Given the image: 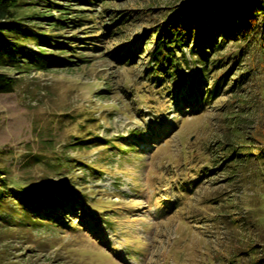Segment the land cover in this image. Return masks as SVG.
<instances>
[{
  "label": "rangeland",
  "instance_id": "obj_1",
  "mask_svg": "<svg viewBox=\"0 0 264 264\" xmlns=\"http://www.w3.org/2000/svg\"><path fill=\"white\" fill-rule=\"evenodd\" d=\"M90 1L53 0L66 7L59 28L46 17L59 15L57 5L39 2L26 25L58 47L27 45L46 50L44 67L0 68L17 79L13 92L0 93V173L8 189L74 195L62 202L67 208L57 206L61 220L28 207L38 225L3 226L0 264H236L235 257L241 264L251 246L264 264V182L255 178L264 166L260 35L212 54L223 56V69L235 68L228 85L248 74L235 91L192 106L183 95L188 79L205 88L220 71L204 78L188 46L180 85L168 75L161 89L147 76L153 31L189 0ZM11 200L2 215L15 210L19 219L23 207ZM82 207L100 219L97 226L81 218Z\"/></svg>",
  "mask_w": 264,
  "mask_h": 264
},
{
  "label": "trees",
  "instance_id": "obj_2",
  "mask_svg": "<svg viewBox=\"0 0 264 264\" xmlns=\"http://www.w3.org/2000/svg\"><path fill=\"white\" fill-rule=\"evenodd\" d=\"M39 2L56 4L59 8V15L55 17L46 16L51 21L49 27L59 28L61 25L66 24L65 20L67 18L64 17L67 14L65 11L66 7L53 2V0H39L37 2L34 0H0V68L8 67L23 72L31 69L32 66L37 68L44 67L45 62L40 58V55H46V50L41 48L37 52L27 45L29 43L40 46L51 44L55 48L58 47L56 39L46 37L42 32L26 25L28 19L35 18L36 14L40 12L39 9L35 8ZM88 2L92 4L90 0ZM44 11L50 10L44 9ZM135 13L138 14L141 11ZM127 18H131V15L129 14ZM127 18L124 17L123 20H127ZM255 33L260 35V38L255 40L258 43L255 67L258 65L264 67V0H189L184 7L172 13L163 21L162 25L153 31L152 34H156V38L154 48L149 52L152 68L147 76L153 82L157 81L156 83L161 89H164L162 82L166 83L168 75L172 78L174 85H180L186 79L182 66L188 64L189 60L183 52V48L188 46L192 56L191 60L201 66V74L204 78H211L210 75L213 74L212 68L214 70L219 69L220 72L217 73L216 78L207 83L205 88H200L202 80L194 77L189 78L187 81L188 89L183 92V95H187V102H190L192 106L201 104L202 100L215 99L224 90L235 91L239 87L238 85L242 83V78L248 74V71L244 75L240 74L238 78L235 77L232 84L228 85V80H230L235 68L228 65V67L225 66L223 69L222 66L228 64L223 61V56L219 54L217 57H211L212 54L228 47L227 43L229 41L248 40ZM144 42L142 41L140 45ZM242 45L244 46V42ZM127 58L129 57L124 60ZM68 62L72 63L73 61ZM242 68L243 66H240L237 70ZM159 76L161 77L159 78ZM16 84L17 79L15 77L8 72L0 71V93L13 92ZM164 86L168 85L165 84ZM226 86L227 88H225ZM198 89L201 91L200 93H198ZM240 132H242V129H240ZM255 138L258 137L256 136ZM244 145L247 146L248 144L245 142ZM229 152L233 154L235 149ZM257 153L259 154L258 160L264 163V156L262 157L264 148L259 149ZM204 174V171H202L200 176ZM255 178L259 182H264V166L259 169ZM191 182H193L192 185L195 184L196 179H192ZM7 184L8 180L3 176V173H0V226H2L0 227V234H2L6 225L8 226L6 229L9 228L14 231H18V228L23 225H38V219H29L30 215L25 212L28 207L31 209V213L36 216L43 213L46 217L52 218V220H61V217L57 215L56 210L59 208L57 206L63 209L67 208L68 206H63L62 202L74 198L73 194L61 192V190H59L61 196H57L55 190L48 188L32 187L27 189L21 187L12 191L8 189ZM184 188L185 192L190 191V188ZM11 194L15 196V200L18 202L11 200L10 204H17L18 207H23L22 212L17 215L19 219L13 217L14 213H16L15 210L11 214L6 213L5 215H2L1 212L6 198L10 197ZM259 195L264 200V193ZM182 196L179 193L177 199L183 201ZM70 204L72 206L73 203ZM70 209H73L74 212L75 206ZM81 218L85 222H88L87 220L93 222L94 227L100 221L95 214L93 216L88 215V211L83 209V207L81 209ZM255 249H257L255 246L250 247L247 253L250 258L241 264L260 263L258 260L259 251ZM235 260H237L236 264H239V258L235 257ZM0 263H2L1 260Z\"/></svg>",
  "mask_w": 264,
  "mask_h": 264
}]
</instances>
